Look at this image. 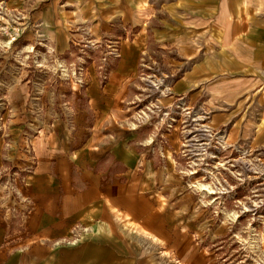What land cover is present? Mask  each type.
Masks as SVG:
<instances>
[{
  "label": "crops",
  "instance_id": "obj_1",
  "mask_svg": "<svg viewBox=\"0 0 264 264\" xmlns=\"http://www.w3.org/2000/svg\"><path fill=\"white\" fill-rule=\"evenodd\" d=\"M2 1L27 13L20 33L31 24L60 54L90 30L119 57L105 76L95 58L43 114L38 145L23 121L0 135V264H217L181 170L183 116L158 131L137 110L144 98L185 106L264 142L263 2Z\"/></svg>",
  "mask_w": 264,
  "mask_h": 264
},
{
  "label": "rangeland",
  "instance_id": "obj_2",
  "mask_svg": "<svg viewBox=\"0 0 264 264\" xmlns=\"http://www.w3.org/2000/svg\"><path fill=\"white\" fill-rule=\"evenodd\" d=\"M258 1L264 8V0ZM24 14L0 3V135L25 122L38 145L47 125L43 114L57 111L73 96L79 80L95 58L96 64L102 61L108 47L88 30L73 35L71 50L60 54L49 40L35 37L31 24L20 33L28 19ZM157 83H151L155 96ZM144 101L137 111L157 116L151 120L158 131L172 129L177 114L184 118L179 127L180 164L185 183L196 196L195 214L206 229L201 245L217 257V264H264V142H251L229 126L213 128L207 115L191 116L185 106ZM157 260L165 264L161 256Z\"/></svg>",
  "mask_w": 264,
  "mask_h": 264
},
{
  "label": "built area",
  "instance_id": "obj_3",
  "mask_svg": "<svg viewBox=\"0 0 264 264\" xmlns=\"http://www.w3.org/2000/svg\"><path fill=\"white\" fill-rule=\"evenodd\" d=\"M20 27H17L16 29L18 30ZM16 35H19V33H15ZM16 36L14 35V38ZM113 57V58H117L119 57V49L117 48V46L111 44L108 46V50L106 51V53H104V56H103V60H104V76L107 75V72L109 71L110 69V63H109V59ZM81 81L83 80H79V82L81 83ZM205 117L204 115L203 116H198L197 118H203ZM203 131L204 132H208L207 129H204L203 128ZM204 134V133H203Z\"/></svg>",
  "mask_w": 264,
  "mask_h": 264
},
{
  "label": "bare ground",
  "instance_id": "obj_4",
  "mask_svg": "<svg viewBox=\"0 0 264 264\" xmlns=\"http://www.w3.org/2000/svg\"><path fill=\"white\" fill-rule=\"evenodd\" d=\"M205 187L203 186V189H204Z\"/></svg>",
  "mask_w": 264,
  "mask_h": 264
}]
</instances>
